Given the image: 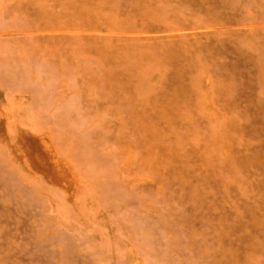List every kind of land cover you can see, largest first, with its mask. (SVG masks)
Wrapping results in <instances>:
<instances>
[{
    "label": "rangeland",
    "instance_id": "1",
    "mask_svg": "<svg viewBox=\"0 0 264 264\" xmlns=\"http://www.w3.org/2000/svg\"><path fill=\"white\" fill-rule=\"evenodd\" d=\"M0 264H264V0H0Z\"/></svg>",
    "mask_w": 264,
    "mask_h": 264
},
{
    "label": "bare ground",
    "instance_id": "2",
    "mask_svg": "<svg viewBox=\"0 0 264 264\" xmlns=\"http://www.w3.org/2000/svg\"><path fill=\"white\" fill-rule=\"evenodd\" d=\"M30 126H31V125H30ZM37 132H38V131H37ZM55 140H56V139H55ZM55 140H54V141H55ZM69 178H70V177H69ZM64 183H65V182H64ZM65 185H66V184H65Z\"/></svg>",
    "mask_w": 264,
    "mask_h": 264
}]
</instances>
